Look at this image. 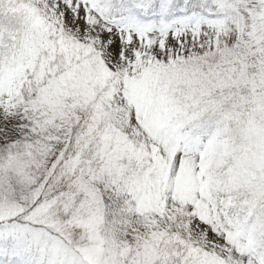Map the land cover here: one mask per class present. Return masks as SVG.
<instances>
[{
  "label": "snow or ice",
  "instance_id": "6c2138e0",
  "mask_svg": "<svg viewBox=\"0 0 264 264\" xmlns=\"http://www.w3.org/2000/svg\"><path fill=\"white\" fill-rule=\"evenodd\" d=\"M0 264H264V0H0Z\"/></svg>",
  "mask_w": 264,
  "mask_h": 264
}]
</instances>
